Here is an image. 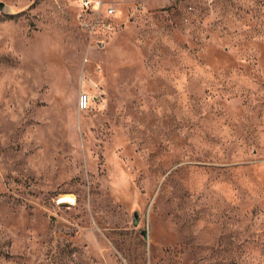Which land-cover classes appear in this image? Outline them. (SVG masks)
<instances>
[{
	"label": "rangeland",
	"instance_id": "obj_1",
	"mask_svg": "<svg viewBox=\"0 0 264 264\" xmlns=\"http://www.w3.org/2000/svg\"><path fill=\"white\" fill-rule=\"evenodd\" d=\"M81 1L0 0V264H264V0Z\"/></svg>",
	"mask_w": 264,
	"mask_h": 264
},
{
	"label": "built area",
	"instance_id": "obj_2",
	"mask_svg": "<svg viewBox=\"0 0 264 264\" xmlns=\"http://www.w3.org/2000/svg\"><path fill=\"white\" fill-rule=\"evenodd\" d=\"M81 9L86 12H92L95 16V19L92 23H85L84 27L91 32L98 31L99 29L102 32H108L113 29V25L105 18H110L115 15V9L110 6L106 5L101 0H82L81 1ZM103 14V15H102ZM88 103V99L83 96L80 100L81 106L84 108Z\"/></svg>",
	"mask_w": 264,
	"mask_h": 264
},
{
	"label": "water",
	"instance_id": "obj_3",
	"mask_svg": "<svg viewBox=\"0 0 264 264\" xmlns=\"http://www.w3.org/2000/svg\"><path fill=\"white\" fill-rule=\"evenodd\" d=\"M1 9H3V4H2V3H0V10H1Z\"/></svg>",
	"mask_w": 264,
	"mask_h": 264
}]
</instances>
